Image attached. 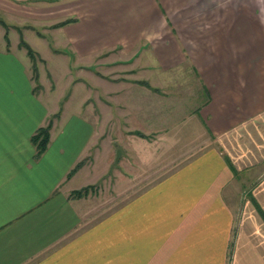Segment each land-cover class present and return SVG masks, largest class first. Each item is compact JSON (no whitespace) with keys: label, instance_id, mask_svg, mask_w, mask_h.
<instances>
[{"label":"crops","instance_id":"0c3cea01","mask_svg":"<svg viewBox=\"0 0 264 264\" xmlns=\"http://www.w3.org/2000/svg\"><path fill=\"white\" fill-rule=\"evenodd\" d=\"M245 1L197 0L193 11L174 13L163 0H78L55 20H74L53 32L77 59L117 54L119 68H127L116 72L134 75L103 82L101 133L120 140L122 125L129 126L126 136L140 146L133 159L122 158L126 146L120 148L119 178L133 162L135 180L149 181L116 213L80 232L84 219L71 193L110 169L94 168L84 152L95 132L83 116L93 112L83 114L79 104L64 112V125L55 122L56 98L42 103L22 66L0 52V264H264V210L249 192L240 202L243 176L264 147L249 146L257 127L263 131L264 15L220 8ZM62 61L67 69L68 57ZM136 81L184 97L189 115L174 127L170 120L171 129L158 132L162 139L174 129L187 132L189 119L199 132L182 146L194 153L161 179L143 170L158 158L140 154L142 142L157 144L159 93ZM121 105L132 108L122 116ZM48 124L47 149L36 157L30 139Z\"/></svg>","mask_w":264,"mask_h":264},{"label":"rangeland","instance_id":"374dc122","mask_svg":"<svg viewBox=\"0 0 264 264\" xmlns=\"http://www.w3.org/2000/svg\"><path fill=\"white\" fill-rule=\"evenodd\" d=\"M19 1L26 0H0V52L5 55H10V57L22 66L23 74L30 82V90L33 89L34 96L36 95L42 103L47 104L49 103V99L56 98L58 101L56 109L58 111L57 114L54 115L55 122L59 121L61 125H64L69 120V117L63 120L65 115L64 112L70 113L76 110L77 106L80 105L83 114L91 111L93 112V118L86 115L83 116L84 121H86L87 124L90 123L95 132V136L91 142L88 143V147H86L84 152H89L88 154H90L91 160L95 161L94 168H96V165H98V170H104L107 166L110 167V169L107 170L109 173L101 176L100 181L90 186L86 195L82 197L71 196L74 199H78L79 214L81 215V219L82 216L84 219L82 223L83 226L79 229L80 232L92 225L101 224L112 214L116 213L117 208L124 201L133 197L136 189L142 186L144 190L146 189L144 187L145 184L147 186L149 185V181L145 180V178H143L142 184H140V180H135V164L133 162L123 165L126 176L121 177H123L124 181H121L119 178L118 163L121 158L120 148L123 149L124 145L126 146L122 158L131 157L133 159L135 149L139 150L140 146L135 144V148L133 143L130 142V140L134 141L133 137L128 138L126 136L129 130L127 127L129 126L122 125L120 140H113L111 138L109 140L106 135L101 133L103 82L109 76H114L113 78L117 80L119 76L134 77V75L128 72H116L118 69L127 68V66L124 67L123 64H121L123 67L119 68L117 54L102 58L103 53L102 55H96L88 59H77L68 49H65L60 44L59 38L55 36L53 32L54 29L61 28L58 27L60 22L56 24L53 23L56 22L55 20L59 19V17L66 16L65 13L73 12L74 9L78 7V0H71L68 3H66L67 0H29L26 4H20L18 3ZM163 1L170 12L174 13L189 12L188 10L193 11L192 7L195 6L197 2V0ZM238 2L243 3L246 1L238 0ZM248 2L249 5H221L220 8L223 9V11L224 9H228L229 11H240V9L249 8V15L255 13L258 15V12H262L264 15V0H248ZM222 3H224V0H222ZM218 7L219 6L214 5V9ZM213 11L214 10L206 12ZM6 35L7 39L5 37ZM21 40L32 49L33 57L27 55L26 50L20 47ZM63 56H67L69 60L67 69L63 66ZM104 56H106V54ZM179 72L185 74V71ZM138 82L140 81L133 83L159 93L157 97V125L155 126V128H157V135H159V137L157 136V144L142 142L143 145L140 147V154L141 157L152 156L158 158L156 164L152 166L149 165L147 167L148 170L143 167V170L147 171L145 176L149 178L150 168H152V171L156 172L155 176L161 179L181 165L184 161L183 159L187 158L188 154L194 153L192 150L188 149V146L183 148L182 146L187 144L188 140L195 139L199 132L193 129L192 126H194V124L189 119L188 124L190 125L187 132L182 133L180 130L174 129L172 133H165L169 137L167 141L162 139V134L158 132H164L166 128L171 129V125L169 124L170 120L173 121L172 126L174 127L177 123L179 124L182 121V118L184 120V117L189 115L185 107L186 103L183 102L184 97L181 93H177L173 89L168 93L164 88L160 91V89H155L148 84H141ZM158 86L162 87L160 85ZM132 88H134V86ZM84 101L86 105L83 107L82 103ZM134 102V100L130 101L131 104ZM107 103L109 102L107 101ZM120 108H126L122 110L124 113H121V115L123 116V114H127L132 107L130 105H121ZM112 113L115 114V111L112 110ZM77 114L79 115V113ZM58 115L60 119H62L61 121ZM116 118L117 117H114V119ZM91 119L93 121H91ZM72 120L75 119L73 118ZM259 122L262 125L263 131L260 132V127H257L258 133L257 135L253 134L254 138L252 140L254 141H249V146L251 144H256L255 146H257L264 141V119L261 118ZM61 125L57 123V126ZM101 138H105L104 143ZM123 140L124 142L122 143ZM118 142L122 144L120 145ZM171 143H173L175 149H170ZM262 149L263 150L260 151L262 152V156L256 153L254 159L256 164L249 168V175L243 176L244 187L241 189L240 202L241 204L246 202L247 193L249 192V200L252 201L254 205L260 206L263 211L264 147ZM86 161L87 160L84 159V162ZM249 213L255 215L254 221H261L262 219L264 222V215L261 216L259 214V216H261L260 219L250 204Z\"/></svg>","mask_w":264,"mask_h":264},{"label":"trees","instance_id":"16d2710c","mask_svg":"<svg viewBox=\"0 0 264 264\" xmlns=\"http://www.w3.org/2000/svg\"><path fill=\"white\" fill-rule=\"evenodd\" d=\"M13 1V0H11ZM29 0L27 1H19L18 3L20 4H26L28 3ZM70 23H74V20H66L63 22H60L58 24V27H64L67 24ZM7 39V35L5 36ZM20 47L24 48L26 50L27 55H29L30 57H33L32 54V49L24 42V41H20ZM141 84H144V82H138ZM49 130H50V125L48 124L46 127H42V128H38L35 132V134L31 137L30 141L31 143L35 146L36 149V157L41 156L45 150L47 149L48 143H49ZM137 135H140V133H137ZM89 187L84 188L80 191H75L72 192L71 196H75V197H82L84 195H86V193L89 191Z\"/></svg>","mask_w":264,"mask_h":264}]
</instances>
